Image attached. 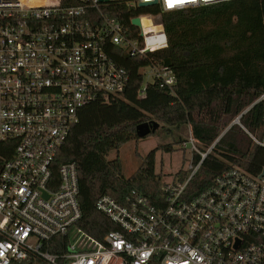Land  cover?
I'll list each match as a JSON object with an SVG mask.
<instances>
[{
  "label": "built area",
  "instance_id": "2783aa9c",
  "mask_svg": "<svg viewBox=\"0 0 264 264\" xmlns=\"http://www.w3.org/2000/svg\"><path fill=\"white\" fill-rule=\"evenodd\" d=\"M233 1L169 8L167 0H0V143L15 145L0 170V264H264V169L255 175L234 166L188 198L216 144L203 151L190 126L182 144L193 152L188 179L166 183L161 206L135 191L123 203L100 198L97 210L118 228L101 240L78 226L76 163L56 169L81 109L123 95L130 75L117 57L145 59L168 48L161 15L133 16L130 27L115 17L121 6L167 13ZM145 68L176 95L170 67L146 66L144 78Z\"/></svg>",
  "mask_w": 264,
  "mask_h": 264
},
{
  "label": "trees",
  "instance_id": "16d2710c",
  "mask_svg": "<svg viewBox=\"0 0 264 264\" xmlns=\"http://www.w3.org/2000/svg\"><path fill=\"white\" fill-rule=\"evenodd\" d=\"M147 13L161 15L168 48L149 53L145 59L118 56L130 75L123 95L83 107L79 123L56 159V169L76 163L82 211L78 226L100 240L118 229L97 210L100 198L109 196L123 203L135 191L152 205H162L166 181L156 172L157 153H173L185 141L170 128L189 125L203 151L216 143L189 182L188 198L208 189L234 166L255 175L264 169V147L255 141L264 140V0L167 13L158 6L135 12L121 6L115 17L131 27V17ZM151 64L172 69L176 95L154 82L139 97L145 83L141 69ZM155 120L169 127L166 132L173 141L150 151L137 171L125 177L121 149L140 140L138 126ZM14 146L13 142L0 143V170L4 160L12 158ZM114 152L117 157L109 159ZM200 158L195 154L196 165ZM188 177L189 171L183 169L176 175L179 182Z\"/></svg>",
  "mask_w": 264,
  "mask_h": 264
},
{
  "label": "rangeland",
  "instance_id": "374dc122",
  "mask_svg": "<svg viewBox=\"0 0 264 264\" xmlns=\"http://www.w3.org/2000/svg\"><path fill=\"white\" fill-rule=\"evenodd\" d=\"M143 73L145 74V84L152 83L153 79L149 75L150 69L145 68ZM168 128L169 127H163V123H160V128L154 134L138 141L130 142L121 149L119 157L123 164V174L125 177L129 178L137 171L142 159L150 151L159 145L168 144L173 141L172 137L166 132V129ZM170 129L174 132V136L177 138L181 137L186 140L189 136V125H184L179 130L174 128ZM198 147L200 148V145H198ZM116 157L117 153L114 152L110 154L109 159H115ZM192 162L193 152L191 151V147L183 149L181 146H178L173 153H157L156 172L164 175L166 183H173L175 182L177 173L182 169L188 170Z\"/></svg>",
  "mask_w": 264,
  "mask_h": 264
},
{
  "label": "water",
  "instance_id": "95a60500",
  "mask_svg": "<svg viewBox=\"0 0 264 264\" xmlns=\"http://www.w3.org/2000/svg\"><path fill=\"white\" fill-rule=\"evenodd\" d=\"M101 2H106L107 0H100ZM146 4H142L141 7H146ZM135 25H140V19L136 18L133 20ZM235 123H239L238 119ZM160 128V123L156 121H151L150 123H144L137 128V135L140 139L146 138L151 134H154ZM264 175V172H263Z\"/></svg>",
  "mask_w": 264,
  "mask_h": 264
},
{
  "label": "snow or ice",
  "instance_id": "6c2138e0",
  "mask_svg": "<svg viewBox=\"0 0 264 264\" xmlns=\"http://www.w3.org/2000/svg\"><path fill=\"white\" fill-rule=\"evenodd\" d=\"M195 2V0H167L168 7L172 8L176 5H183L185 3Z\"/></svg>",
  "mask_w": 264,
  "mask_h": 264
},
{
  "label": "clouds",
  "instance_id": "9594fccd",
  "mask_svg": "<svg viewBox=\"0 0 264 264\" xmlns=\"http://www.w3.org/2000/svg\"><path fill=\"white\" fill-rule=\"evenodd\" d=\"M205 2L207 3V2H212V0H205Z\"/></svg>",
  "mask_w": 264,
  "mask_h": 264
},
{
  "label": "bare ground",
  "instance_id": "6f19581e",
  "mask_svg": "<svg viewBox=\"0 0 264 264\" xmlns=\"http://www.w3.org/2000/svg\"><path fill=\"white\" fill-rule=\"evenodd\" d=\"M145 22H147L146 20H144Z\"/></svg>",
  "mask_w": 264,
  "mask_h": 264
}]
</instances>
